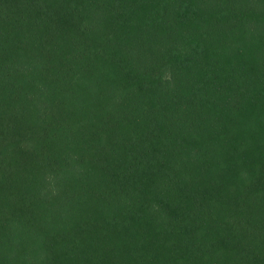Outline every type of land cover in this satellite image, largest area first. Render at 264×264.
<instances>
[{"label":"trees","instance_id":"trees-1","mask_svg":"<svg viewBox=\"0 0 264 264\" xmlns=\"http://www.w3.org/2000/svg\"><path fill=\"white\" fill-rule=\"evenodd\" d=\"M0 264H264V0H0Z\"/></svg>","mask_w":264,"mask_h":264}]
</instances>
